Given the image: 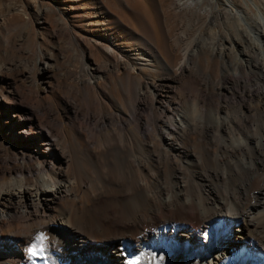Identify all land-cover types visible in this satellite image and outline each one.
Wrapping results in <instances>:
<instances>
[{
	"label": "bare ground",
	"instance_id": "bare-ground-1",
	"mask_svg": "<svg viewBox=\"0 0 264 264\" xmlns=\"http://www.w3.org/2000/svg\"><path fill=\"white\" fill-rule=\"evenodd\" d=\"M242 1L254 9L252 20L231 0H211L212 19L224 9L240 22L246 39L238 40L235 66L254 68L260 87L242 93L230 113L211 106L201 91L190 113L161 105L159 148L144 142L149 132L140 82L128 113L114 120L71 106L72 137L57 119L42 124L40 109L0 93V132L21 148L13 157L17 165L0 171V264H33L28 249L39 234L47 238L44 264H127L141 254V264H264V5ZM244 42L259 54L255 61ZM141 56L146 65L154 61L170 71L150 42ZM188 59L186 51L177 70ZM90 75L89 84L97 78ZM235 76L234 86H242L240 71ZM229 83L223 73L220 84ZM248 99L255 102L250 113L240 108H253ZM96 135L103 141L87 147ZM103 209L109 223L99 216ZM138 226L147 229L136 233Z\"/></svg>",
	"mask_w": 264,
	"mask_h": 264
},
{
	"label": "rangeland",
	"instance_id": "rangeland-1",
	"mask_svg": "<svg viewBox=\"0 0 264 264\" xmlns=\"http://www.w3.org/2000/svg\"><path fill=\"white\" fill-rule=\"evenodd\" d=\"M188 1L0 0V93L11 101L40 109L38 117L42 124L57 119L72 137L68 125L71 106L114 120L120 113H128L135 82H140L146 102L144 128L149 132L146 135L149 141L144 142L156 148L161 146L155 134L157 128L163 127L161 120H157L161 105L169 103L173 112L177 104L190 113L201 91L211 106L218 105L226 113L236 111V99L259 88L261 83L254 68L235 66V57L241 56L239 43L246 39L241 24L233 22L224 9L222 18L212 19L213 8L221 0H214L216 5L211 0H200L196 9L188 6ZM231 1L245 9L247 18H254L252 7L247 8L242 0ZM253 1L264 5V0ZM253 25L261 30L257 23L252 22ZM146 41L156 48L170 71L154 61L146 65L141 56ZM241 44L248 60L255 61L259 55L256 49L248 42ZM186 51L189 52L186 67L177 70ZM239 71L243 84L237 87L234 81ZM89 73L97 77L90 84ZM223 73L230 82L226 88L220 84ZM164 78L172 80L166 83ZM36 99L42 100V104H33ZM253 101L246 100L253 108L244 105L240 108L250 113L255 107ZM41 109L49 114L43 115ZM111 128L115 129L112 125ZM126 128L135 134L133 122H128ZM102 141L103 136L96 135L94 142L86 145L92 147ZM20 153L21 148L7 143L0 132V171L17 165L13 157ZM109 214L105 209L99 214L104 223L111 221ZM143 227L138 226L136 233Z\"/></svg>",
	"mask_w": 264,
	"mask_h": 264
},
{
	"label": "snow or ice",
	"instance_id": "snow-or-ice-1",
	"mask_svg": "<svg viewBox=\"0 0 264 264\" xmlns=\"http://www.w3.org/2000/svg\"><path fill=\"white\" fill-rule=\"evenodd\" d=\"M47 238L43 234H39L35 237L33 243L28 249L30 258L33 261V264H44L46 261V244ZM143 255H137L132 259L127 261V264H141Z\"/></svg>",
	"mask_w": 264,
	"mask_h": 264
}]
</instances>
